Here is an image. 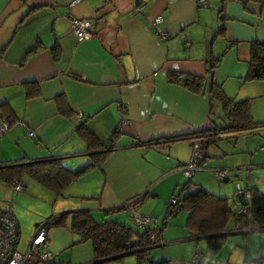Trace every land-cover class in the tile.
<instances>
[{"label": "crops", "instance_id": "1", "mask_svg": "<svg viewBox=\"0 0 264 264\" xmlns=\"http://www.w3.org/2000/svg\"><path fill=\"white\" fill-rule=\"evenodd\" d=\"M72 1L0 0V123L2 117L9 122L7 131L0 135V163L56 156L66 169L76 171L88 164V157L83 142L74 133L75 126L85 121L86 128L103 145L117 129L114 149L102 165L72 183L66 189L70 192L65 190L64 197L59 199L57 210L44 220L84 210L96 222L115 221L136 230L132 224L121 221L120 217L112 219L111 215L138 198L133 209L156 216L152 211L155 204L147 197L149 181L159 182L163 176L173 174L170 183L175 184L171 192L179 191L187 181L182 180L175 167L186 164L192 141L196 140L203 148L206 140L207 147L202 153L199 150L203 156L201 168L207 158L206 149L215 145L208 140L215 133L204 131L215 129L221 121L216 122L212 113L209 114L207 88L193 94L181 79L184 75L206 77V60L229 53V69L238 80L264 83V80H244L250 43H264V10L257 3L245 0H203L196 1L197 4L193 0H79L69 7ZM204 1L202 8L200 4ZM205 12H210L211 21L203 24L201 18ZM68 15L91 22L88 39L78 42L71 34ZM196 23H201L202 32L196 43H191L186 33L197 32ZM219 30L222 34H217ZM161 32L167 35L170 32L172 38L160 41L156 33ZM54 46L59 49L56 60L51 54ZM36 47V52L25 59ZM216 68L212 73L214 83H217L213 79ZM168 74H179L178 82H169ZM29 83L37 85L39 94L27 100L24 86ZM56 97L63 98L71 116L58 111ZM226 97L249 100L250 108L254 100ZM229 133L236 132H221L216 136L219 139ZM170 166L174 168L167 171ZM24 181L17 195L22 199L27 196ZM199 183L203 184L193 182L186 191H205ZM75 189L76 193H72ZM91 197L95 199L86 200ZM4 206L0 204V213L10 215L15 221ZM165 209L166 205L161 223L155 222L153 227L159 242L166 221L176 215L165 218ZM47 231L51 262L71 264V259L64 263L55 255L59 246L55 245L54 236L50 237L52 247H48ZM215 237H225L229 243L222 258L217 257L218 253L211 257L206 250L205 240ZM183 239L173 242L195 245L202 242L204 250L200 253L194 247L187 255L169 253L155 260L149 250L160 245L123 253L106 264H123L125 257H134L135 264H141L143 261L136 256L140 251L146 254L144 261L154 264H245L264 254V235L259 231L196 238L186 232ZM194 255L196 263H192ZM93 262L92 257L86 264Z\"/></svg>", "mask_w": 264, "mask_h": 264}, {"label": "trees", "instance_id": "2", "mask_svg": "<svg viewBox=\"0 0 264 264\" xmlns=\"http://www.w3.org/2000/svg\"><path fill=\"white\" fill-rule=\"evenodd\" d=\"M245 2L257 3L264 10V0H245ZM24 18L23 16L19 22ZM217 34H222V30H219ZM37 49L38 47L30 50L26 54L25 59L33 55ZM51 54L54 60L59 57L57 46L52 47ZM216 65L217 60H206L205 75L207 76L184 75L185 81L183 83L184 87L193 94L202 93L203 89L207 88L209 114L212 113L213 102L220 105L221 116L219 120L221 124L213 130L204 131L215 133L208 140L215 142L218 139L216 135L221 132L251 131L257 127H263L264 122H254L252 120L250 115L251 103L249 100L236 101L229 99L223 94L219 84L213 82L212 73ZM178 75L168 74V81L177 83ZM244 80H264V43H250ZM38 94V87L35 83H29L24 86L25 99H32L37 97ZM55 101L57 109L62 115L66 117L71 116L70 110L65 106L62 97H56ZM116 132L117 129L112 132L110 141L103 145L86 128L85 121L80 122L75 126L74 133L85 146L88 157V164L86 166L76 171H70L62 165L60 157L52 156L33 160L21 158L13 162L0 163V184L11 188L14 184L19 183L23 187L22 181L28 179L47 190L54 198H62L64 197L65 190L72 183L78 181L91 169L99 168L102 165L106 156L114 149L113 142L117 134ZM205 141L202 143L203 148H200L201 153L207 145ZM186 181L182 189L177 191L176 194L171 195V197L174 196L178 199L179 205L175 210H170V207H166L165 218L166 216L175 215L180 211L185 212L186 219L184 225L189 237L196 238L207 235H220L227 232L248 231H259L264 235V193L259 192L254 187H247L246 191L249 193V199L239 198L233 194L231 200L228 202L226 198L217 197L202 189L190 193L186 190L192 183H190L189 179H186ZM184 191H186L185 194H183ZM94 199L92 197L86 198V200ZM67 220L69 221L67 222ZM44 227L46 231L50 228L66 227L72 235L77 237V243L89 241L92 249L93 264H106L110 262L108 261L110 259H113L112 261L117 260L120 255L128 251L132 236H137L138 247L140 249H147L149 248L148 238L150 234L153 232L158 234L155 229L140 232L137 229L134 230L115 221L103 220L96 222L84 210L69 211L45 219ZM225 240V237H215L205 240L208 254L214 257L224 245ZM143 252L140 251L136 254L138 259L143 261L141 264H154L152 262L148 263L146 260L144 261L143 255L146 254ZM141 257L142 259H140ZM193 257L192 263H196L195 255ZM262 260H264V254L258 259L245 264H259ZM157 264H165V262Z\"/></svg>", "mask_w": 264, "mask_h": 264}, {"label": "rangeland", "instance_id": "3", "mask_svg": "<svg viewBox=\"0 0 264 264\" xmlns=\"http://www.w3.org/2000/svg\"><path fill=\"white\" fill-rule=\"evenodd\" d=\"M193 1L196 3V1L203 0ZM204 2L200 4V7H204L206 4V2ZM210 16V12L204 13L201 18L203 24L211 21ZM195 27L197 28V32L191 34L190 31H187L186 33L191 43H196V38L202 32L201 23H196ZM179 36L181 38L184 37L180 34ZM171 38L172 35L168 32V40ZM186 41L189 42L187 39ZM181 42H183V39H180V43ZM195 49L198 50L197 47H195ZM215 60H217V68L213 75V79L215 78L217 83L221 85V90L223 89L222 92L224 91L223 94L225 93L226 96L235 99L254 98L251 106L252 115L251 108L250 115L253 117L254 121H264V83H244L241 80H238L237 75H235L234 72L232 73L229 69V53H224L219 56V58L216 57ZM220 113L219 103L213 102L212 119L217 122L221 116ZM214 144L215 145L209 146L205 151L207 153V158L206 160L204 159L205 163L202 165V168L208 170L196 171L190 178L192 183L196 181L202 182L203 184H199L205 189V191L218 197H224L228 202L231 200L233 192L243 190L245 186L251 185L259 192L264 193V127L256 128L253 131L245 130L221 135L219 136V139L215 140ZM190 158L191 147H189L188 160L186 163L189 162ZM171 168L174 167H167V171ZM210 170L224 171L227 181H218ZM178 174L182 180H186L180 172ZM172 177L173 174H167L166 176H163L159 182H156V180L149 181L150 186L147 187L149 195L147 197L150 199L148 201H152V203L155 204V208H152V211L156 216L147 215L148 213H138L137 209H135V213L147 218L155 219L157 225L160 224L165 205L169 198H171V195L169 196V194L172 186L175 184L170 183ZM180 182L182 183L181 180ZM24 185H26L25 190H27V196H24L22 199V197L18 198L17 196L21 191L17 192V194L12 192L10 188L0 184V204L5 205V211L9 212L14 217V222L17 226L18 244L16 248L18 251L23 249L27 240L33 235L36 228L35 226L43 223L44 218H46L51 211H56L57 205L59 201H61L59 200L60 198H54L51 193L30 180L25 179ZM168 188L170 191H168ZM67 191L68 190H66V192ZM68 192H70V190ZM71 192L76 193V189ZM157 192L159 193V196L156 194ZM176 193L177 189L174 190L173 195ZM152 194H155L156 197H151ZM164 196L167 197L163 201ZM29 197H32V199ZM144 207H146V205H144ZM111 217H113L112 219L120 217V220L122 219L121 221L130 225L132 224L129 213L124 209H121V211L116 214L114 213ZM185 218L186 213L181 211L166 221V227L161 231L162 239L156 245H162V247L149 250L150 256L153 259L158 260L163 254L169 253H173V255L177 253L179 255H187L189 251H194V247L196 248V251H200V253L204 250L202 242H198L197 245L192 242H173L176 239L184 240L183 237L186 234L184 225ZM96 220L99 221L100 218ZM68 221L69 220H67V222ZM153 227L154 225L149 224V228ZM51 236L55 237L57 242L55 245L59 246V249H56L58 251L55 255L62 258L64 263H67V261L71 259V264H86V262L91 260L92 249L90 242L86 241L77 243V239H75L76 236L69 233L66 227L50 228L47 231L49 248L52 247L50 241ZM227 246H229V243L224 242L222 249L218 251V258H222V254L224 253L223 250L225 247L227 248ZM122 262L123 264H135V258L125 257Z\"/></svg>", "mask_w": 264, "mask_h": 264}, {"label": "built area", "instance_id": "4", "mask_svg": "<svg viewBox=\"0 0 264 264\" xmlns=\"http://www.w3.org/2000/svg\"><path fill=\"white\" fill-rule=\"evenodd\" d=\"M77 2H79V0H73L68 6L70 7ZM67 18L71 34L78 42L90 37L92 24L88 19L74 18L71 15H68ZM156 36L160 41L165 42L168 39L167 33H156ZM186 46L189 47V45ZM8 127V120L2 117L0 123V135L6 132ZM27 135L30 136V133ZM199 150L200 144L197 141H193L189 162L186 164H178L176 166L177 171H179L186 179H190L196 171L203 170L201 168L202 157ZM210 172L213 173L218 181H227L224 171L210 170ZM246 188L235 191V196L246 200L249 199V193L246 191ZM10 189L12 192L17 193L22 190V185L16 183L11 186ZM137 203L138 198H135L122 205V208L129 213L132 224L138 231H146L148 230L147 226L149 227V224L155 225V219L136 214L133 207ZM178 205V199L174 196L169 198L166 203V207H170V210H175ZM149 229L153 230V228ZM158 243V234L153 232L148 238V247L156 246ZM17 244L18 231L13 218L8 214L0 213V264H53L51 262L50 253L47 250L44 222L36 226L33 235L27 240L21 251L17 250ZM128 247L129 249L126 253H132L142 249L138 247L137 236H132L130 238ZM259 264H264V260L260 261Z\"/></svg>", "mask_w": 264, "mask_h": 264}, {"label": "water", "instance_id": "5", "mask_svg": "<svg viewBox=\"0 0 264 264\" xmlns=\"http://www.w3.org/2000/svg\"><path fill=\"white\" fill-rule=\"evenodd\" d=\"M181 81H182V82H184V81H185V79L183 78V79H181ZM239 233H240V232H239ZM242 233H243V232H242ZM132 253H134V252H132ZM129 254H131V253H129ZM121 256H122V255H121ZM119 257H120V256H119ZM119 257H118V258H119ZM112 260H113V259H110V260H108V261H110V262H111ZM106 262H107V261H106Z\"/></svg>", "mask_w": 264, "mask_h": 264}]
</instances>
